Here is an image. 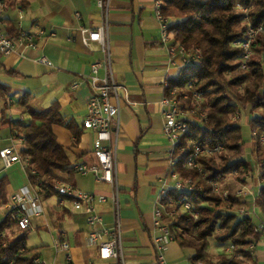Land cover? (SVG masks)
Here are the masks:
<instances>
[{"label": "crops", "instance_id": "crops-1", "mask_svg": "<svg viewBox=\"0 0 264 264\" xmlns=\"http://www.w3.org/2000/svg\"><path fill=\"white\" fill-rule=\"evenodd\" d=\"M76 12L81 14L80 19ZM1 23L9 36L20 31L35 32L41 25L55 31L56 35L38 37L36 48L19 47L7 56H0V84L9 88L8 94L0 98V113L8 120L0 126V146L15 145L20 150L22 143L14 137L9 120H30L29 113L17 102L23 93L29 92L33 108L40 110L57 102L64 117L81 130L77 139L66 126H53L74 166L95 161V133L83 127L91 95L89 81L85 78L77 89H72L71 84L90 73L92 62L106 58L98 44L89 47L83 44L79 26L105 25L114 77L127 87L131 100L122 103L120 132H113L110 142L120 187L122 251L126 264H160L152 243L153 212L161 188L170 185V179L165 181V178L172 168L174 149V144L163 133L161 100L165 96L166 82L176 77L180 68L169 63L168 50L160 41L154 0H111L107 24L96 0H7ZM43 55L51 64L40 60ZM3 175L8 184L7 202L0 205L1 217L6 213L10 194L31 184L22 161L5 167L0 160V178ZM58 176L87 192L110 195L113 190L112 184L96 180L93 173L82 174L73 169L58 172ZM60 199L58 195L41 199L44 211L34 216H44L48 221L39 228H49L52 224L57 235H53L52 246L30 247L27 241L29 254L38 253L37 260L43 264L100 262L98 245L91 244L88 238L86 214L74 209L68 199L60 204ZM95 208L103 225L112 226L111 203L95 201ZM255 217V224L264 220L259 214ZM31 226L32 219L29 228ZM15 230L16 227H12L8 232ZM61 231L66 233L70 245L69 263L66 252L54 244ZM195 252L193 247L171 241L165 252V264H194L191 258ZM255 254L257 261L264 260V234L256 243Z\"/></svg>", "mask_w": 264, "mask_h": 264}, {"label": "trees", "instance_id": "trees-1", "mask_svg": "<svg viewBox=\"0 0 264 264\" xmlns=\"http://www.w3.org/2000/svg\"><path fill=\"white\" fill-rule=\"evenodd\" d=\"M253 5L250 19L253 25L264 27V0H163L162 12L172 17L170 31L174 38L189 48L197 47L201 58L179 69L176 77L168 80L165 95L172 87L183 88L191 83L206 96L204 109L208 123L201 126L190 122L189 128L175 143L172 157L175 167L183 178H192L196 187L193 190H167L160 197L166 206L171 200L190 201L198 213L195 217L189 211H180L170 221L174 238L181 246L193 247L194 264H247L244 258L257 264V260L243 246L257 242L263 237V230H255L256 224L249 215L238 217L235 212L224 210L227 201H236L229 194L222 197L215 192L212 182L222 180L227 173L237 170L241 181L245 175L253 172L252 163L243 158L247 139L241 125L233 121L232 116L251 106L253 116L250 119L251 130L264 131V30L257 33L253 42L254 51L250 55L248 68L239 67L242 49L235 44L246 36L242 16L235 11V5ZM16 32L13 36L18 35ZM226 73H232L227 77ZM241 87V88H240ZM240 88V89H239ZM9 88L0 84V98L8 94ZM261 93V95H260ZM179 94L181 92L179 91ZM29 92L23 93L17 100L30 115L29 121L9 120L15 138L23 137L20 147L22 159L28 161L25 171L29 182L37 187L41 199L58 195L54 188L59 178L58 172H72L74 165L67 148L58 140L54 125H64L71 129L78 139L81 130H77L71 119L61 113V106L54 102L50 106L37 110L30 105ZM261 109V112H257ZM8 120L0 113V126ZM251 138L253 135L251 133ZM194 143L224 145L222 159L216 162L202 156L198 158L200 167L187 168L186 158L193 152ZM256 158L259 177L264 178V148H257ZM8 179L0 178V205L7 202ZM254 204L264 206V183L255 194ZM16 227L14 232L8 229ZM30 228L20 227L10 217V210L0 220V264H43L38 262V253L29 254L27 241ZM211 237L219 243L231 241L239 253L219 254L212 260L209 247Z\"/></svg>", "mask_w": 264, "mask_h": 264}, {"label": "built area", "instance_id": "built-area-1", "mask_svg": "<svg viewBox=\"0 0 264 264\" xmlns=\"http://www.w3.org/2000/svg\"><path fill=\"white\" fill-rule=\"evenodd\" d=\"M98 6L103 10L106 17V24L108 20V12L111 0H96ZM7 0H0V56H7L15 52L19 47L21 48H36V39L42 36H55L56 32L53 30H46L44 26H38L35 32L20 31L16 36H9L1 23V17L6 7ZM163 0H154L155 15L160 24V41L166 46L169 55V63L181 68L197 61L201 58V51L199 48H189L187 45L181 43L174 38L170 31L172 17L164 15L162 12ZM252 5L245 6L236 4L235 8L239 14L242 15L245 21L246 36L235 42L237 46L242 49L240 56L241 66L248 67L247 62L250 55L254 51L253 42L255 41L258 32L263 31L262 25L255 26L252 24L249 14V9ZM76 16L80 19L81 14L76 12ZM81 40L85 46L91 44H98L100 48L106 53V58L97 60L91 63L90 73L86 77L75 79L72 81L71 88L77 89L84 82L85 78L89 81L91 86V95L87 103V113L83 119V127L91 129L95 133L94 139V156L95 161L91 163H77L74 170L78 173H93L96 180L109 182L113 185V190L110 195L96 194L87 192L77 188L72 183L58 178L55 181L54 188L58 192L60 204L66 199L70 200L73 208L82 211L86 214L87 233L91 244L98 245V259L90 260V264H126L122 251V226L120 220V203H119V182L118 169L116 159L110 145L112 133L118 134L120 132L119 115L122 108V103L125 101L131 102L127 87L119 83L114 77L112 71V62L110 59V44L107 37V30L105 25L98 27H88L85 25L79 26ZM40 60L46 64H51V61L45 56H41ZM1 67V61H0ZM103 72V74H101ZM168 82H166V86ZM191 95L187 92L179 94L182 88L172 87L168 95H165L161 100L162 114L164 116L163 133L175 145L180 136L187 131L190 122H194L201 126L208 123V116L201 103L203 93L200 90H195L191 83L184 86ZM192 99V105H185L182 99ZM186 100V101H187ZM241 113L237 111L233 118L238 119ZM255 138L264 140V132L252 131ZM19 142L23 143L24 138L19 137ZM223 144L210 145L194 143L193 152L186 158L184 166L187 168L200 167L198 158L214 157L222 153L224 150ZM0 160L3 161L5 167L11 166L16 161H22L24 166L28 165V161L22 159L20 151L15 145L0 146ZM172 168L165 181L170 179V185H164L156 200L154 208V236L152 243L156 252V259L160 264H165V252L171 241H174V234L170 227V221L174 218L178 211H189L195 217L198 213L190 201H174L171 200L166 206L160 201L161 195L167 190H193L196 183L192 178H183L175 167V159H171ZM214 187L219 192V181H214ZM238 197L242 196L244 199L248 197L255 198L256 192L246 185H241L237 192ZM223 197L228 196V190L222 192ZM236 197V196H235ZM237 198V197H236ZM95 201L110 202L114 212V223L112 226H105L102 223V217L98 214L95 208ZM6 212L10 210V217L20 227L27 228L30 226L31 217L40 215L44 211L41 203V195L37 187L32 184L21 188L17 192H13L9 196V202L5 205ZM240 213H246L245 208H239ZM257 211L260 212V209ZM3 217V216H2ZM0 216V220L2 218ZM255 230H264V222L258 223ZM55 246L66 252L67 263L70 262V245L67 240L65 232L61 231L60 235L54 241ZM234 248L231 245L228 249ZM249 251L256 249V244L253 242L248 246ZM36 261H38L36 259ZM197 264H204L198 262ZM209 264H214L211 261Z\"/></svg>", "mask_w": 264, "mask_h": 264}, {"label": "rangeland", "instance_id": "rangeland-1", "mask_svg": "<svg viewBox=\"0 0 264 264\" xmlns=\"http://www.w3.org/2000/svg\"><path fill=\"white\" fill-rule=\"evenodd\" d=\"M252 8H253V5L249 9V14H250V11ZM235 11H236V13H238V11H240V9L237 10L235 8ZM242 24L244 26L246 24L245 21L243 20V17H242ZM261 60H264V54H262ZM239 67L242 70H245L248 68V67L243 68L241 66L240 59H239ZM226 75H227V77H230L232 75V73H226ZM193 88H195V87H193ZM195 90H196V88H195ZM180 92L183 94L185 92H187L191 95V92L188 91L184 87L181 89ZM202 93H203V99H202L201 103H202L203 108H204L206 96H205L203 91H202ZM260 95H261V93H260ZM186 100L187 99H182L183 104H185L187 106L192 105L193 101L191 98L188 99L187 101ZM250 110H251V106L249 105V106H247L246 109L242 110L240 118L235 119V118H233V116H234L233 115L232 119H233V121H235L241 125V130H242V133L244 135V138L247 139L246 146H245V154L242 155V157L248 159L252 163L253 172L248 173L244 176L246 181H241L238 179L239 174H238L237 170H234L233 172L227 173L225 175V177L219 181L220 186H219V192L218 193L223 197L224 195L222 194V192L224 190H228V195L231 194L234 197L235 196L237 197V198L235 197L236 198L235 202H233L232 200L227 201V204L224 207L225 211L235 212L238 214V217H241L244 215H249L253 218V221L256 222L257 221V218L255 217L256 214L263 216V219H264V206L255 205L254 199L252 197H251L252 200H249L248 199L249 197L244 199V197H242V196L238 197V194L236 193L238 188L241 185H246L247 187H249L250 189L254 190L257 193L259 190V186L264 183V178L262 179L259 177V168L260 167L258 166L257 158H256V150L259 147H261V149L264 148V140L262 141L258 138H255V136H253L254 137L253 139L251 138L252 130H251V126H250V119L253 116V114ZM257 112H261V109L258 110ZM261 132H264V131H261ZM206 158H211V159L215 160L216 162H220V160L222 159V153L217 155V156H214V157H206ZM212 184H213V188L215 190L214 183L212 182ZM215 192H217V191L215 190ZM46 202L48 203L50 201L48 200ZM242 207L245 208L246 213H240L238 211V209L242 208ZM258 209H260V212L257 211ZM178 213H179V211H178ZM31 219H32V226L29 230L28 245L30 247H34V246L41 247L44 245L52 246L53 235L56 236L57 233L55 230H53V226H52L51 222H50L51 225L49 226V228L46 227L44 229V228H39L41 224H45L48 221L44 218V216H41V217L33 216ZM261 222H264V220L260 221L259 223H261ZM263 232H264V230H263ZM251 243H253V242H251ZM251 243H249L247 245H243V246H238V247H243L245 250L249 251L248 246ZM254 243L256 244L257 242H254ZM231 245H234L231 241L219 243L214 237H211L209 251L212 253L211 254L212 260H215L219 254H224V253H226L228 255L236 253L237 256L244 258V256H242L241 253H239L237 250L235 251V249H236L235 247L232 248V250L228 249ZM255 252H256V249H254L253 251L251 250V252H250L253 257H255V255H256ZM244 260L246 261L247 264H254L248 258H244ZM257 264H264V260L257 261Z\"/></svg>", "mask_w": 264, "mask_h": 264}]
</instances>
